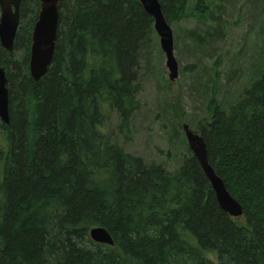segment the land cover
<instances>
[{
  "label": "trees",
  "instance_id": "1",
  "mask_svg": "<svg viewBox=\"0 0 264 264\" xmlns=\"http://www.w3.org/2000/svg\"><path fill=\"white\" fill-rule=\"evenodd\" d=\"M167 22L189 3L158 0ZM38 0H21L10 51L0 45L9 121L0 120V264H264V66L226 110L197 124L208 161L241 204H217L192 153L173 170L126 152L103 127L137 109L139 53L153 20L139 0H60L46 73L28 72ZM22 57H15L18 46ZM102 226L113 244L93 241Z\"/></svg>",
  "mask_w": 264,
  "mask_h": 264
},
{
  "label": "rangeland",
  "instance_id": "2",
  "mask_svg": "<svg viewBox=\"0 0 264 264\" xmlns=\"http://www.w3.org/2000/svg\"><path fill=\"white\" fill-rule=\"evenodd\" d=\"M205 7L199 13L189 3L184 17L169 22L178 64L173 81L151 32L139 53L137 109L123 129L110 110L103 127L126 152L168 170L191 154L182 125L196 132L211 97L226 110L264 66V0H208ZM23 53L19 45L14 54Z\"/></svg>",
  "mask_w": 264,
  "mask_h": 264
},
{
  "label": "water",
  "instance_id": "3",
  "mask_svg": "<svg viewBox=\"0 0 264 264\" xmlns=\"http://www.w3.org/2000/svg\"><path fill=\"white\" fill-rule=\"evenodd\" d=\"M21 0H0V45L7 51L12 50L14 38L19 23V7ZM60 0H38L39 10L31 31V42L28 58V72L33 80L43 76L53 57L58 26V3ZM144 11L153 20V30L158 36L160 48L165 56L168 69V79L173 81L177 77L178 64L173 52V34L158 0H139ZM7 77L0 66V120L9 121ZM188 147L199 163L205 177L214 192L218 206L233 217L242 215L241 204L229 193L221 177H219L208 161L206 144L202 136L182 125ZM90 238L99 243L112 245L110 233L102 226L89 229Z\"/></svg>",
  "mask_w": 264,
  "mask_h": 264
},
{
  "label": "flooded vegetation",
  "instance_id": "4",
  "mask_svg": "<svg viewBox=\"0 0 264 264\" xmlns=\"http://www.w3.org/2000/svg\"><path fill=\"white\" fill-rule=\"evenodd\" d=\"M20 5H21V1H20ZM19 21H20V7H19ZM19 25V23H18Z\"/></svg>",
  "mask_w": 264,
  "mask_h": 264
}]
</instances>
